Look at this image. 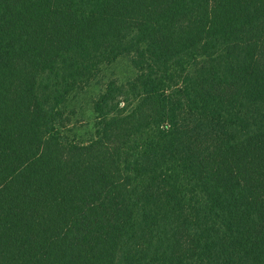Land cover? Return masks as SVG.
I'll use <instances>...</instances> for the list:
<instances>
[{
	"label": "trees",
	"instance_id": "obj_1",
	"mask_svg": "<svg viewBox=\"0 0 264 264\" xmlns=\"http://www.w3.org/2000/svg\"><path fill=\"white\" fill-rule=\"evenodd\" d=\"M0 264H264V0H0Z\"/></svg>",
	"mask_w": 264,
	"mask_h": 264
},
{
	"label": "rangeland",
	"instance_id": "obj_2",
	"mask_svg": "<svg viewBox=\"0 0 264 264\" xmlns=\"http://www.w3.org/2000/svg\"><path fill=\"white\" fill-rule=\"evenodd\" d=\"M105 71H106L107 76L113 75L114 77L118 78V81H120V82H123V81L127 80L128 77L132 76L131 68L128 66L127 61L124 59H118L116 62H114L112 67H109ZM90 94H94L93 89L90 91L89 94L79 95L78 96V97H80L79 103H77V102L74 103V107L76 108V110H75V114L72 115V117L74 120L79 122V123H77V127L83 126L84 128H88L87 124L90 122V119H89L90 112L86 107H88V108L90 107V105H89ZM80 103L83 104L84 114L82 113L83 108L80 107L81 106ZM70 108H72V107H70Z\"/></svg>",
	"mask_w": 264,
	"mask_h": 264
}]
</instances>
